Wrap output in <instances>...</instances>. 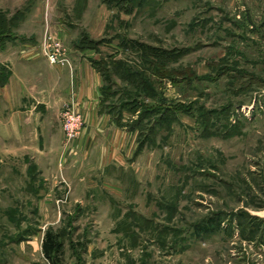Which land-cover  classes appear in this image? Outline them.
I'll return each instance as SVG.
<instances>
[{"label": "rangeland", "instance_id": "374dc122", "mask_svg": "<svg viewBox=\"0 0 264 264\" xmlns=\"http://www.w3.org/2000/svg\"><path fill=\"white\" fill-rule=\"evenodd\" d=\"M35 45L87 56L112 127L84 134L70 102L67 142L63 105L58 160L0 125V264H52L47 232L54 264H264V0H0V54Z\"/></svg>", "mask_w": 264, "mask_h": 264}, {"label": "crops", "instance_id": "0c3cea01", "mask_svg": "<svg viewBox=\"0 0 264 264\" xmlns=\"http://www.w3.org/2000/svg\"><path fill=\"white\" fill-rule=\"evenodd\" d=\"M9 54L18 58L14 67L20 71L13 67L5 85L0 86V125L5 124L7 142L25 128H32L39 141L56 145L50 153L60 160L63 144L60 110L70 102H75L84 115L87 124L84 134H101L112 127L110 116L99 113L102 79L87 56L69 51L64 55L67 63L51 65L38 45L8 47L0 55Z\"/></svg>", "mask_w": 264, "mask_h": 264}, {"label": "trees", "instance_id": "16d2710c", "mask_svg": "<svg viewBox=\"0 0 264 264\" xmlns=\"http://www.w3.org/2000/svg\"><path fill=\"white\" fill-rule=\"evenodd\" d=\"M146 84H147V82H143L142 80L140 81V83H139L140 89H139L138 94L136 95L139 98L140 97H143V98L146 97L147 92H148ZM126 104H127V102H126ZM243 216L245 218L249 219L250 221L246 223L245 221L247 219H244V217L242 218L241 216L240 217L238 216L237 221H238V225L242 228L241 229L242 234L245 233V231L247 230L248 227H250L248 229L249 230L251 229L252 232L254 230L257 231L258 226L255 223L259 221L258 218L257 217H250L247 214H244ZM221 223H222V219L219 218V216L211 217V218H209L205 221H202L199 224L195 225L194 230H193L194 234L196 236H200L202 234H204V235L211 234V233H213L219 229ZM255 232H253V233H255ZM260 232H261L260 236H261V238H263L264 237V227L262 230H260ZM251 239H255V236L252 237ZM41 248H42V253H43L44 257L49 262H51L52 264H54L55 261H57V259H59V257L62 254V244L58 241L57 236L50 233V232H47L45 234L44 239L42 241V247Z\"/></svg>", "mask_w": 264, "mask_h": 264}, {"label": "built area", "instance_id": "2783aa9c", "mask_svg": "<svg viewBox=\"0 0 264 264\" xmlns=\"http://www.w3.org/2000/svg\"><path fill=\"white\" fill-rule=\"evenodd\" d=\"M45 57L47 59V61L52 64V65H56V64H60V63H67V59L65 58L64 54L59 53L57 50L55 51H45ZM69 107L66 108L63 111V118L64 119H68V125H64L63 131L65 134V140L68 142L71 140L72 134L71 132L73 131L72 129H74V122L76 119V114L73 110H71L70 108H72V105H68ZM75 135V134H74Z\"/></svg>", "mask_w": 264, "mask_h": 264}]
</instances>
